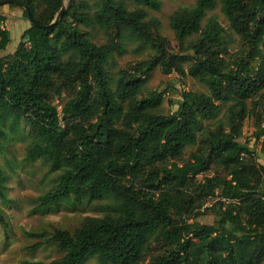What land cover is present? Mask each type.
I'll use <instances>...</instances> for the list:
<instances>
[{"label": "trees", "instance_id": "trees-1", "mask_svg": "<svg viewBox=\"0 0 264 264\" xmlns=\"http://www.w3.org/2000/svg\"><path fill=\"white\" fill-rule=\"evenodd\" d=\"M13 1L41 26L66 11L47 30L29 22L15 51L0 58V143L5 122L14 128L24 121L32 135L26 159L59 172L53 191L38 198L40 208L111 201L103 217L86 218L72 233L26 234L38 241L33 249L44 240L63 254L48 264L89 257L97 264H263L264 0H196L177 10L169 27L178 54L159 21L147 19L146 10H161L159 0H96L95 10L77 0ZM217 5L241 41L235 57L216 17L202 26ZM6 6L29 21L23 9ZM4 23L0 14V52L10 43ZM92 29L103 32L104 45L92 42ZM126 38L153 55L118 71L112 88L106 67ZM156 68L189 76L206 93L183 92L173 114H160L162 94L144 96ZM248 117L258 149L240 141ZM212 121L215 127H204ZM211 170L212 177L196 180ZM3 179L0 170V200ZM205 212L214 214L213 225L197 222ZM0 224L7 227L1 211Z\"/></svg>", "mask_w": 264, "mask_h": 264}, {"label": "rangeland", "instance_id": "rangeland-1", "mask_svg": "<svg viewBox=\"0 0 264 264\" xmlns=\"http://www.w3.org/2000/svg\"><path fill=\"white\" fill-rule=\"evenodd\" d=\"M85 1L92 10L96 9V0ZM162 3L159 12L146 10L148 20L157 19L160 23L159 32L170 43L171 54H178L179 47L174 39V34L169 27V19L179 9H190L196 0H159ZM68 0H65V6ZM132 4L129 9H133ZM0 14L5 17L3 25L10 33V43L6 52H0V58L15 51L22 33L30 27L29 21L22 16V11L9 6L0 7ZM216 17L220 25L225 29V43L229 57H235L243 50L239 38L230 31L226 18L220 13L219 6L208 11L202 22L204 27L207 20ZM92 42L98 46L106 43V38L99 29L89 30ZM196 38L192 37L188 43ZM188 45V44H187ZM185 45V48L187 47ZM138 43L133 39L124 40L119 52L115 53L106 67L110 75V85L114 88L117 73L127 67L128 64H135L149 60L153 50L146 47L144 50H137ZM185 57L183 67H189L190 52L182 54ZM206 93V89L192 80L189 76L181 77L176 74L164 75L160 68H156L148 77L144 96L157 92L162 94V104L159 108L160 114L171 115L178 107L183 92ZM225 108L219 118L222 117ZM10 121L5 122L2 127L7 133V140L0 143V170L3 173L2 199L0 200V211L5 218L7 227L0 224V264H48L60 259V253L52 244L43 243L33 249L37 240L30 239L26 234H40L43 232L52 233L54 229L66 230L72 233L79 228L86 218L103 217L109 210L106 208L111 204L110 200L86 201L81 203H63L56 207L40 208L38 198L53 191L57 185L59 172H50L48 166L42 161L35 162L26 159V152L31 146L32 135L30 128L24 121L14 128H10ZM215 122H205L204 127L213 128ZM254 124L251 117H248L243 124L241 142L249 143L251 148L258 149L254 140ZM192 148L184 151L182 160H188ZM263 162V161H262ZM260 161V163H262ZM214 170L207 172L204 176L196 178L201 182L202 178L214 175ZM215 197L210 198L202 211L216 201ZM197 222L201 225L211 226L215 222V216L211 212H205ZM148 261V260H147ZM85 264H97L95 257H89ZM264 264V263H263Z\"/></svg>", "mask_w": 264, "mask_h": 264}, {"label": "water", "instance_id": "water-1", "mask_svg": "<svg viewBox=\"0 0 264 264\" xmlns=\"http://www.w3.org/2000/svg\"><path fill=\"white\" fill-rule=\"evenodd\" d=\"M6 5H16V6H18L19 8L23 9V10L26 12V14H27V17H28L29 22H30L32 25H34V26H36V27H38L39 29H42V30H47V29L51 28L54 24L57 23V21H58L59 19H61V18L63 17V15L65 14V11H66L65 8H62V9L60 10V12L58 13V15H57L55 21H54L52 24H50L49 26H41V25H39L37 22H35V21L33 20L32 15H31V13L29 12V10H28L27 7H24L23 5L19 4V3L16 2V1H13V0H4V1H0V7L6 6Z\"/></svg>", "mask_w": 264, "mask_h": 264}, {"label": "built area", "instance_id": "built-area-1", "mask_svg": "<svg viewBox=\"0 0 264 264\" xmlns=\"http://www.w3.org/2000/svg\"><path fill=\"white\" fill-rule=\"evenodd\" d=\"M223 202H225V200H223Z\"/></svg>", "mask_w": 264, "mask_h": 264}, {"label": "crops", "instance_id": "crops-1", "mask_svg": "<svg viewBox=\"0 0 264 264\" xmlns=\"http://www.w3.org/2000/svg\"><path fill=\"white\" fill-rule=\"evenodd\" d=\"M8 54V53H7Z\"/></svg>", "mask_w": 264, "mask_h": 264}]
</instances>
